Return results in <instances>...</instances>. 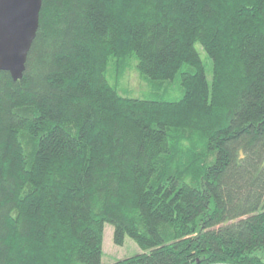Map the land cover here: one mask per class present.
I'll list each match as a JSON object with an SVG mask.
<instances>
[{
  "label": "trees",
  "instance_id": "16d2710c",
  "mask_svg": "<svg viewBox=\"0 0 264 264\" xmlns=\"http://www.w3.org/2000/svg\"><path fill=\"white\" fill-rule=\"evenodd\" d=\"M131 63L181 100L122 96ZM106 225L115 264H264V0H43L0 73V264H102Z\"/></svg>",
  "mask_w": 264,
  "mask_h": 264
},
{
  "label": "rangeland",
  "instance_id": "374dc122",
  "mask_svg": "<svg viewBox=\"0 0 264 264\" xmlns=\"http://www.w3.org/2000/svg\"><path fill=\"white\" fill-rule=\"evenodd\" d=\"M198 51L205 64L208 81L211 83L212 63L200 46H198ZM188 70L189 68H183V72ZM108 74L110 82L116 85L119 93L124 97L165 102L179 101L183 97L180 76L174 81L153 84L139 73L135 68V63L128 64L127 69L122 71L116 70L114 64L110 67ZM179 140L183 141L182 135L179 136ZM103 253L102 264H115L140 255L142 251L130 238L125 239L124 246L122 247L115 245L114 228L111 225H106Z\"/></svg>",
  "mask_w": 264,
  "mask_h": 264
},
{
  "label": "water",
  "instance_id": "95a60500",
  "mask_svg": "<svg viewBox=\"0 0 264 264\" xmlns=\"http://www.w3.org/2000/svg\"><path fill=\"white\" fill-rule=\"evenodd\" d=\"M43 0H0V73L23 79L40 25Z\"/></svg>",
  "mask_w": 264,
  "mask_h": 264
}]
</instances>
